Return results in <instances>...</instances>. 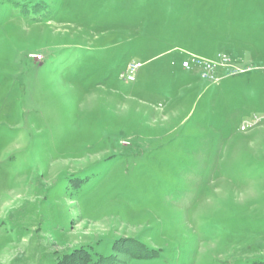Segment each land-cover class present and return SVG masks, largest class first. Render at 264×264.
I'll return each mask as SVG.
<instances>
[{"label": "rangeland", "instance_id": "obj_1", "mask_svg": "<svg viewBox=\"0 0 264 264\" xmlns=\"http://www.w3.org/2000/svg\"><path fill=\"white\" fill-rule=\"evenodd\" d=\"M87 254L264 264V0H0V264Z\"/></svg>", "mask_w": 264, "mask_h": 264}, {"label": "built area", "instance_id": "obj_2", "mask_svg": "<svg viewBox=\"0 0 264 264\" xmlns=\"http://www.w3.org/2000/svg\"><path fill=\"white\" fill-rule=\"evenodd\" d=\"M229 65V58L223 54L219 53L217 56L213 59H207L203 58L194 54H190L186 59L182 60L181 66L186 70H193V68H198L204 70L202 72L203 75H207L208 72H213L219 67L222 66H228ZM138 67L137 64H130L127 66L125 72L121 73V77H125L128 80H133L134 71ZM248 69V68H247ZM247 69H241V68H233L232 71L229 70L232 74L240 73L243 71H246ZM128 73V75H124V73ZM200 76H202L199 73ZM247 124H242L240 126L241 130H245Z\"/></svg>", "mask_w": 264, "mask_h": 264}, {"label": "trees", "instance_id": "obj_3", "mask_svg": "<svg viewBox=\"0 0 264 264\" xmlns=\"http://www.w3.org/2000/svg\"><path fill=\"white\" fill-rule=\"evenodd\" d=\"M87 256H88V260H85L84 263H80V264H106L107 259L104 257L98 258L95 262H93L88 254Z\"/></svg>", "mask_w": 264, "mask_h": 264}, {"label": "crops", "instance_id": "obj_4", "mask_svg": "<svg viewBox=\"0 0 264 264\" xmlns=\"http://www.w3.org/2000/svg\"><path fill=\"white\" fill-rule=\"evenodd\" d=\"M189 54V53H188Z\"/></svg>", "mask_w": 264, "mask_h": 264}]
</instances>
